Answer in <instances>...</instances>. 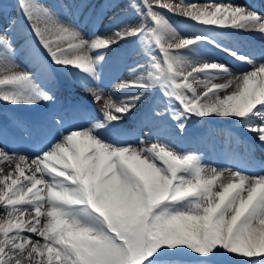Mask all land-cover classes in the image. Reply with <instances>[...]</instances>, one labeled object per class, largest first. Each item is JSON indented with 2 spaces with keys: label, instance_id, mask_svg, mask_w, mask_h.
<instances>
[{
  "label": "snow or ice",
  "instance_id": "obj_1",
  "mask_svg": "<svg viewBox=\"0 0 264 264\" xmlns=\"http://www.w3.org/2000/svg\"><path fill=\"white\" fill-rule=\"evenodd\" d=\"M18 6L48 60L35 49L36 71L22 70L12 41L0 32V103L31 108L51 102L40 76L57 70L99 80L102 62L122 42L143 59L131 68L134 80L116 85L131 94L118 102L110 97L101 118L65 129L72 115L52 114L50 122L61 129L55 142L32 145L31 154L27 147L11 153L0 147V163L15 165L7 174L0 167L6 213L0 264H219L226 256L254 258L237 264H264V174L206 165L173 143L193 117L214 116L233 119L264 145V55L257 63L226 48L208 27L264 34V15L232 3L201 8L141 0L129 4L140 17L137 26L89 40L78 23L57 18L38 0H18ZM4 7L0 0V15ZM160 9L206 27L186 37ZM206 45L250 69L233 73L206 58ZM84 87L100 99L96 89ZM137 113L130 129L127 122ZM145 130L147 139L128 142ZM4 135L0 126V143Z\"/></svg>",
  "mask_w": 264,
  "mask_h": 264
},
{
  "label": "bare ground",
  "instance_id": "obj_2",
  "mask_svg": "<svg viewBox=\"0 0 264 264\" xmlns=\"http://www.w3.org/2000/svg\"><path fill=\"white\" fill-rule=\"evenodd\" d=\"M66 1L68 2L72 0H66ZM160 2L170 3L174 7L181 3H183L185 7L188 5L195 4L197 7H201V8L209 3H214V4L232 3L234 5H242L246 8H251L252 10L258 12L259 14L264 15V9L256 6L250 0L249 2L248 0H160ZM51 3L52 6L56 8L53 14L56 15L57 18L61 19L62 17L63 18L62 20H70L67 18L68 17L67 9L65 5L60 4L55 0H51ZM102 3L104 2L102 1ZM153 4L155 6V3ZM88 5L90 6L83 7V9L80 11L79 15L76 16L75 19V22L81 26V30L84 32L85 37L87 39L91 40L94 35L101 37L106 35H111L113 32L123 27L120 25L122 23L120 20L122 14L117 13L116 9L110 10L106 16H102V14L99 13H102L103 4L99 3L98 4L99 8H98L96 7V0H95V3H90ZM160 11H162L165 14V16L170 19V22L173 24V26L176 27L178 31L186 37H191L194 36L195 34H199L203 31L204 27H206V26H201L197 22H193L188 18H185L184 16L180 15L178 12H175L174 15L173 12L170 13L169 11L164 9H160ZM176 14L180 15L181 17L178 16L177 18ZM186 20L191 21L189 25H185L188 23L185 22ZM208 27L213 28V31H211L210 35L214 36L217 39V41H219L224 46H231V48H235L236 50H240L242 47L236 43L235 38H239L240 40H242L243 44H245L248 42L250 36L252 43L255 44L262 43L264 45V34H260L258 32L235 31L232 30L231 28L222 29L216 26H208ZM21 48L23 50V53L21 54V58H19L17 61L18 64L26 71L29 72L36 71L35 64L32 61L31 48L28 46L27 47L23 46ZM214 49H211V45H206L202 49V52L204 53L206 58L227 65L233 73H238L250 69L249 65L242 63L238 60H236L238 64H235V62L234 63L230 62L228 59L222 57L219 53H217L215 51L216 49L215 50ZM100 51L102 50H98L97 53H92V55H96ZM141 59H143L142 53L135 52L133 45L131 43L122 42L121 45L117 47V50L115 52L108 53L106 62H102L103 68L102 71L100 72L99 80L86 79L84 74L79 73L77 70H73L71 71V74H68L70 72L67 73L68 77L71 78L72 83L67 84L65 80H63L64 82L61 83H63L64 85L60 89V92L61 94H63V92H69L72 90H77L79 88H82L81 84L78 83L79 80L82 81L83 86L85 84L89 86L94 81H96L101 85V91L99 92L104 94V98L106 101L111 97L118 102L121 99L127 98L131 94V91L133 90L117 91L116 85L125 81L131 82L132 80L135 79V76L133 75L131 68L135 66L136 61ZM114 68L117 70V72L111 74ZM59 81H61L60 77L49 76L47 74H41L40 76V82L47 88V90H49L50 94L54 92V86ZM226 82H227V78L217 79L214 81V83H218V84L226 83ZM53 83L54 85H52ZM232 90L234 89H229L228 91H232ZM197 91H203V89L197 88ZM221 95H223V93H221ZM150 100L151 97L149 98V101H146L145 105L142 106L141 109H145L147 107V104L150 102ZM57 107L58 108H54V110L49 109L45 113L40 114L39 118L33 116L26 117L24 124L22 123L24 128L29 127L30 124L36 126L35 133H32L30 136V140L32 141L31 143L37 142V144H39V142H41L40 145L43 146L50 142L56 141V139L58 138L57 133L61 131V129H59L50 122L51 115L57 114L59 116H63L66 113L71 114V112L67 108L63 109L61 106H57ZM77 115L80 119V122L66 121L64 126L65 129H67L68 127L87 126L91 118H100L96 114L83 110H78ZM138 118L139 117L135 118L132 122H130V124H136ZM193 120L197 122L203 120L201 121V123L207 124L211 133H214L217 139L219 140L221 139L222 143L224 144H228L230 142L235 143L238 141L248 139L250 144L253 146V150L244 155L234 157L230 153L231 151L224 152L223 149H220L221 157L216 158L213 153L207 155H202L200 153V145L202 144L204 146V143H201L200 140L199 141L200 143L196 144V146L193 147L189 153L199 154L206 165H212L218 168H230L232 171L237 170V168L239 167L241 171L246 172L249 175L264 174V145H261L259 141L256 139V134L246 131L238 122L234 121L233 119L224 120L222 118L213 116L204 119H199L194 117ZM45 124H47L45 131L43 132L39 131L41 126ZM11 127L12 129H15L14 126ZM127 127H129V125H127ZM238 129L241 131H237ZM4 134L5 136H8V132L5 129H4ZM51 135H54V137L51 138ZM128 142L137 143L138 141L135 139L134 136H132V137H128ZM23 145L24 144L10 145L5 142L0 143V147H2L8 153H11L13 149H22L24 147H27V146L22 147ZM27 148L29 153L31 154L33 152V148L32 147L30 148L27 147ZM202 148L204 147H201V149ZM221 161L226 162L225 165L222 164ZM14 166H15L14 164L9 165L7 163H0V167L3 168V174H7V172L12 171L14 169ZM227 177H228V173L226 172L223 179H227ZM4 215H6V213H4L3 207L0 206V219H3Z\"/></svg>",
  "mask_w": 264,
  "mask_h": 264
},
{
  "label": "rangeland",
  "instance_id": "obj_3",
  "mask_svg": "<svg viewBox=\"0 0 264 264\" xmlns=\"http://www.w3.org/2000/svg\"><path fill=\"white\" fill-rule=\"evenodd\" d=\"M55 1H57V2H59L60 4H63V5H65V7H66V9H67V16H68V19H70V20H74L75 21V19H74V16H73V13H72V9H73V4H75V7L76 8H78L79 7V5L80 4H76L77 3V1H81V0H77V1H75V3L74 2H67L66 0H55ZM98 0H96V7H98L99 8V3H101V4H103V5H105V6H107L108 8H106V9H103L104 10V12H109L110 11V9L111 8H113V10H115L116 9V11H117V13H121L122 14V16L120 17V20H121V26H124V25H130V26H137L138 25V23L139 22H141L140 21V17L137 15V12L134 10V9H132V8H130L129 7V4L130 3H135V4H140L141 3V0H99L98 2H97ZM102 1L104 2L105 1V3H102ZM7 3L8 4V6H9V8H11V10L13 9V11H15V12H13V13H11L9 16H5L6 17V19H8L9 21H7L8 23H9V25H12V20H13V18H12V16H13V14L14 15H17V21L18 20H22V18H21V16L22 17H24L23 15H22V11H21V9L19 8V6H18V0H3V3ZM38 2L39 3H41L42 5H44L45 7H47L50 11H52L53 13L55 12V10H56V8L55 7H53L52 6V3H51V0H38ZM91 3H95V0H92L91 1ZM153 3H155V0H153ZM115 4V5H114ZM117 4V5H116ZM84 5H85V3H84ZM102 5V6H103ZM101 6V5H100ZM7 8V7H6ZM6 8H4V10H6ZM72 8V9H71ZM95 8V7H94ZM4 12V14L5 15H7L8 13H7V11H3ZM97 12V11H96ZM170 13H172V12H170ZM174 13V15H175V12H173ZM99 14H102V13H99ZM177 15V17L179 16V17H181L180 15H178V14H176ZM1 16V15H0ZM4 16V15H3ZM104 16V15H103ZM61 19H63L62 17H61ZM0 21H2V20H0ZM125 21V22H124ZM0 24H2L1 22H0ZM189 24V23H188ZM29 25V23H28V21H27V26ZM185 25H187V24H185ZM2 27H5V26H3L2 25ZM117 28V27H116ZM31 29H30V27L28 26V33H27V31L26 30H22V32L19 34V35H17V33L16 32H9V31H6V33H7V38L8 39H10L11 41H12V43H13V46H14V48L15 47H17V45L19 44V42L20 41H24L23 43H25V41H26V43H25V47H30L31 48V52H33L35 49H39L40 50V52H41V54L43 55V57H44V59L45 60H48V55H47V53L46 52H44V50L42 49V48H40V46H39V43H38V40H37V38L34 36V34L30 31ZM0 32H5V31H2L1 29H0ZM16 45V46H15ZM17 53V61H18V59L19 58H21V55H20V49L16 52ZM49 64H51V62H50V60H49ZM52 66V68H56V66L55 65H51ZM21 67V66H20ZM21 69L23 70V68L21 67ZM112 71H115V68L112 70ZM29 72V71H28ZM31 72V71H30ZM56 72V71H55ZM64 71H62V72H59L60 74H59V76L60 77H62L63 78V76H65V74H66V72L65 73H63ZM117 72V71H116ZM49 76H52V74L50 75V74H48ZM68 75V74H67ZM67 82L69 83V81L67 80ZM72 82H70V84H71ZM52 85H54V83L52 84ZM100 93V92H99ZM101 94V93H100ZM59 95L61 96V97H66V98H69V95L68 94H65L64 95V93L63 94H60L59 93ZM101 96H102V98H103V100L106 102V100H105V98H104V94L102 93L101 94ZM57 99H59V97L57 96V97H55V98H53V102H54V104H56L57 103ZM63 99V98H62ZM15 107H17V109L18 108H22L21 106H15ZM24 107V106H23ZM98 113V112H97ZM1 114V113H0ZM27 115H34L33 113H30V112H28L27 113ZM194 118V117H193ZM192 118V119H193ZM189 120L188 121V123H190V122H192L193 124L191 125V129H192V136L190 137V139L188 138V141H191V140H194V137L195 136H198V137H200L199 136V134L200 133H203L202 132V128L204 127V126H202V124H199V123H196V122H194L193 120ZM128 125H130V123L128 124ZM136 126H137V124H135V125H131V126H129V128L130 129H133V128H136ZM176 131L178 132L179 130L178 129H176ZM139 133V132H138ZM138 133H136V134H133V135H131L130 137H132V136H136V135H138ZM185 135V134H184ZM196 139V138H195ZM174 141L176 142L177 141V139L176 138H174ZM148 143H152V141H147ZM243 259H254V258H240V257H238V260H243ZM237 262L238 261H232V256H226V257H221V258H219V264H237Z\"/></svg>",
  "mask_w": 264,
  "mask_h": 264
}]
</instances>
